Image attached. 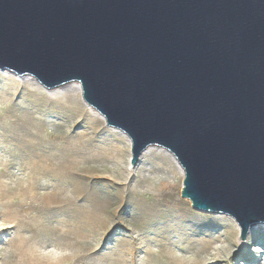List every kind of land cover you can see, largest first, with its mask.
<instances>
[{
    "label": "water",
    "instance_id": "1",
    "mask_svg": "<svg viewBox=\"0 0 264 264\" xmlns=\"http://www.w3.org/2000/svg\"><path fill=\"white\" fill-rule=\"evenodd\" d=\"M0 69L84 103L183 170L182 198L264 224V0H0Z\"/></svg>",
    "mask_w": 264,
    "mask_h": 264
},
{
    "label": "rangeland",
    "instance_id": "2",
    "mask_svg": "<svg viewBox=\"0 0 264 264\" xmlns=\"http://www.w3.org/2000/svg\"><path fill=\"white\" fill-rule=\"evenodd\" d=\"M59 89L0 69V264H264V224L240 247L165 150L132 167L129 139Z\"/></svg>",
    "mask_w": 264,
    "mask_h": 264
},
{
    "label": "bare ground",
    "instance_id": "3",
    "mask_svg": "<svg viewBox=\"0 0 264 264\" xmlns=\"http://www.w3.org/2000/svg\"><path fill=\"white\" fill-rule=\"evenodd\" d=\"M69 88V89H68ZM59 89V88H58ZM58 89L56 90V91H54L53 93H56V92H59L58 91ZM59 90H69V91H72V92H76V93H81V88H80V85L78 84V83H75V84H70V85H67V86H65L64 88L62 87V89L60 88ZM68 91V92H69ZM86 105V104H85ZM91 111H92V113L95 115V116H98V117H100V119L101 120H103V121H105V119L98 113V112H96L94 109H92L91 107H89L88 105H86ZM121 134L123 135V136H125L122 132H121ZM126 137V136H125ZM127 138V137H126ZM149 150V149H148ZM159 150V149H158ZM146 152H148V151H146ZM145 152V153H146ZM163 152H165L168 156H170L172 159H174V161L176 162V164L178 165V168L181 170V172L183 173V170L181 169V167L179 166V164L177 163V161L175 160V158H174V156L172 155V154H170V153H168L167 151H163ZM167 197V194H165L164 195V198H166ZM235 222V221H234ZM255 229V226H253L252 228H251V231H250V233H252V231ZM236 243L240 246V247H243V245H245V244H243L242 243V241L238 238V239H236ZM227 245H228V247H229V245H230V242L229 241H227Z\"/></svg>",
    "mask_w": 264,
    "mask_h": 264
}]
</instances>
